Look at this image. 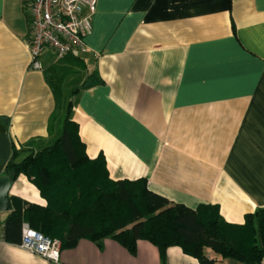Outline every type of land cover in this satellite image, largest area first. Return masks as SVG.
<instances>
[{
  "label": "crops",
  "instance_id": "0c3cea01",
  "mask_svg": "<svg viewBox=\"0 0 264 264\" xmlns=\"http://www.w3.org/2000/svg\"><path fill=\"white\" fill-rule=\"evenodd\" d=\"M29 36L26 0H0V177L14 148L22 160L62 133L47 72L65 62L46 52L43 70L31 69ZM86 44L66 62L84 64L72 74V118L89 159L103 156L114 181L146 179L173 204L217 205L230 224L264 208V0H98ZM11 196L47 205L25 175ZM10 213H0V264H56L5 242ZM58 264L200 262L177 246L163 263L148 241L131 254L84 238Z\"/></svg>",
  "mask_w": 264,
  "mask_h": 264
},
{
  "label": "trees",
  "instance_id": "16d2710c",
  "mask_svg": "<svg viewBox=\"0 0 264 264\" xmlns=\"http://www.w3.org/2000/svg\"><path fill=\"white\" fill-rule=\"evenodd\" d=\"M65 63L52 67L47 80L56 101L64 103L62 133L50 146L19 160L21 151L14 148L5 176L15 182L25 175L47 201L45 207L11 196L13 209L4 223V240L20 245L23 226L62 243L72 249L81 239L101 246L113 239L136 254L140 240L148 241L160 252L162 262L170 247H180L200 264H216L206 254L210 249L223 259L246 264L264 261V208L246 216L243 225L228 223L217 205L202 204L190 208L173 204L149 189L148 181H114L106 160L88 158L79 136V124L72 118L73 101L63 97V81L77 69H84L80 57L71 56ZM98 82V81H97ZM91 85L84 84L82 89ZM80 90H74V95ZM74 95L72 97H74ZM58 106L52 117L61 112ZM23 152V151H22Z\"/></svg>",
  "mask_w": 264,
  "mask_h": 264
},
{
  "label": "built area",
  "instance_id": "2783aa9c",
  "mask_svg": "<svg viewBox=\"0 0 264 264\" xmlns=\"http://www.w3.org/2000/svg\"><path fill=\"white\" fill-rule=\"evenodd\" d=\"M98 0H26L30 15V68L43 70L42 55L52 52L58 60L87 50L86 38L93 32ZM20 247L58 264L62 244L23 226Z\"/></svg>",
  "mask_w": 264,
  "mask_h": 264
},
{
  "label": "water",
  "instance_id": "95a60500",
  "mask_svg": "<svg viewBox=\"0 0 264 264\" xmlns=\"http://www.w3.org/2000/svg\"><path fill=\"white\" fill-rule=\"evenodd\" d=\"M13 183L9 176L0 177V213L11 212L13 209L10 197Z\"/></svg>",
  "mask_w": 264,
  "mask_h": 264
},
{
  "label": "rangeland",
  "instance_id": "374dc122",
  "mask_svg": "<svg viewBox=\"0 0 264 264\" xmlns=\"http://www.w3.org/2000/svg\"><path fill=\"white\" fill-rule=\"evenodd\" d=\"M75 77V75H70V76H67L65 79L64 82V86H63V97L66 99V100H70L72 99V96L74 95V90L76 89V87L74 86L77 82V79H73Z\"/></svg>",
  "mask_w": 264,
  "mask_h": 264
}]
</instances>
